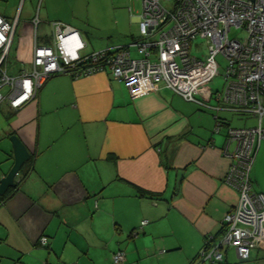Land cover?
<instances>
[{"label":"crops","instance_id":"obj_1","mask_svg":"<svg viewBox=\"0 0 264 264\" xmlns=\"http://www.w3.org/2000/svg\"><path fill=\"white\" fill-rule=\"evenodd\" d=\"M6 1L13 4L0 6V16L16 20L9 53L18 67L10 75L30 68L34 44H50L54 21L78 32L81 55L106 50L89 48L90 36L76 24L77 0L65 10L39 0L24 13L17 10L20 0ZM217 104L215 95L207 103ZM213 113L162 85L132 97L108 70L53 76L14 112L1 104L0 178L13 164L10 136L30 158L27 175L16 176V191L0 204V264H111L117 250L125 254L123 264H203L198 253L205 237L221 233L238 199L223 182L229 160L222 154V129L237 122V114L215 113L225 124L215 136ZM250 179L252 191L264 194V145ZM41 236L46 247L38 243ZM222 255L216 264H264V249L250 250L245 261L231 248Z\"/></svg>","mask_w":264,"mask_h":264},{"label":"built area","instance_id":"obj_2","mask_svg":"<svg viewBox=\"0 0 264 264\" xmlns=\"http://www.w3.org/2000/svg\"><path fill=\"white\" fill-rule=\"evenodd\" d=\"M51 26L50 44L33 45L30 68L10 75L7 57L16 20L0 16V105L6 103L12 112L25 107L56 75L79 77L108 70L132 97L162 85L184 101L215 113L227 110L256 118L253 127L226 125L222 154L229 165L223 182L237 192L238 199L223 217L221 234L206 240L198 257L200 263H220L222 251L231 248L245 261L250 250L264 249V194L252 191L250 179L264 141V0H141L137 37L127 45L86 56L81 55L85 43L76 30L61 22ZM231 29H241L245 37L230 38ZM196 37L207 43L203 59L191 54ZM218 56L226 62L223 71ZM217 76L223 77L225 85L213 93L208 84ZM214 95L218 104L209 107ZM224 125L215 116L212 132L219 133ZM146 223L141 221L140 226ZM38 243L46 247L47 237L41 236ZM124 261L121 250L111 255L112 264Z\"/></svg>","mask_w":264,"mask_h":264},{"label":"rangeland","instance_id":"obj_3","mask_svg":"<svg viewBox=\"0 0 264 264\" xmlns=\"http://www.w3.org/2000/svg\"><path fill=\"white\" fill-rule=\"evenodd\" d=\"M12 1L0 0V6ZM39 0H20L18 5V12L23 13L28 10H34L36 3ZM73 0H51L48 2V9L60 6L65 10ZM76 9V24L81 30L80 32H87L90 38L86 39L89 48L92 49H109L115 46L126 45L131 42V35L138 31L137 23L132 25L129 23L130 18L141 14V0H77L74 2ZM140 18V17H139ZM42 27H39L38 32H42ZM137 34V33H136ZM230 38L242 39L245 33L241 29H231L229 32ZM13 51H10L7 62L8 70L15 71L17 69V62L13 59ZM191 54L197 58H204L207 54V43L204 39L196 37L191 42ZM216 61L219 65L220 71H223L226 62L218 56ZM224 80L222 76L215 77L209 84L208 88L213 92H221L224 88ZM186 102V101H185ZM214 115V114H213ZM235 121L232 122L231 127H252L256 124V118L252 116H235ZM263 118V119H262ZM264 122V116L262 117ZM214 124L210 128L213 131ZM225 127L222 131L225 132ZM215 136H217L215 134ZM9 140V139H8ZM1 143V142H0ZM264 141L260 148L263 149ZM233 264H240L234 260ZM112 264V263H111ZM143 264H153L151 262H143ZM203 264H210L204 262ZM216 264V263H212ZM224 264V263H223Z\"/></svg>","mask_w":264,"mask_h":264},{"label":"water","instance_id":"obj_4","mask_svg":"<svg viewBox=\"0 0 264 264\" xmlns=\"http://www.w3.org/2000/svg\"><path fill=\"white\" fill-rule=\"evenodd\" d=\"M9 142L12 145L13 164L8 173L0 178V196H3L8 189L15 188V178L22 165L30 158V153L15 135L9 137Z\"/></svg>","mask_w":264,"mask_h":264},{"label":"trees","instance_id":"obj_5","mask_svg":"<svg viewBox=\"0 0 264 264\" xmlns=\"http://www.w3.org/2000/svg\"><path fill=\"white\" fill-rule=\"evenodd\" d=\"M54 22H58V21H54ZM86 56V55H85ZM214 112V111H213ZM234 114H237L238 116H249V115H247V114H241V113H235V112H233ZM214 115V117L216 116L218 119H220L218 116H217V114H215V112L213 113ZM29 167V161L28 162H26V163H24L23 165H22V167H21V169H20V171H19V173L18 174H22V178H24L26 175H27V168ZM21 178V179H22ZM19 182H17L16 183V186H15V188H12V189H8L7 191H6V193L3 195V196H0V204L3 202V201H5L7 198H9L10 196H12V194L16 191V189H17V187H18V184ZM136 190V193H137V195L138 196H146L148 193H145V192H143L142 190H140V189H135ZM221 234V233H220ZM219 233L217 234V235H215V236H207V237H205V242H204V244H203V247L202 248H204L205 246H206V240H208L209 238H211V239H215V238H217V236H219L220 235ZM199 258V257H198ZM211 264V263H210Z\"/></svg>","mask_w":264,"mask_h":264}]
</instances>
